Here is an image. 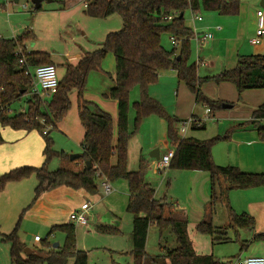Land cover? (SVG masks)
I'll list each match as a JSON object with an SVG mask.
<instances>
[{
	"label": "trees",
	"instance_id": "1",
	"mask_svg": "<svg viewBox=\"0 0 264 264\" xmlns=\"http://www.w3.org/2000/svg\"><path fill=\"white\" fill-rule=\"evenodd\" d=\"M82 3L86 5V16L106 19L119 15L123 27L110 33L101 49L86 54L76 65H67L57 93L49 98L42 99L32 94L34 77L31 72L40 66L54 65L50 54L27 51V44L35 39L34 33L25 31L14 39L0 37V125L26 133L38 131L45 142L43 165L39 168L20 167L0 175V192L8 184L33 175L38 179L36 199L61 187L96 195L100 182L114 184L124 180L128 183L130 195L127 212L133 217L134 264H232L236 258L225 262L213 255L196 254L188 235L187 220H180L171 212L168 214L167 204L155 198V190L146 182V160L141 157L139 170L131 172L128 170V158L130 141L144 119L156 116L167 120V140L175 150L169 170L209 174L210 210L213 212L221 202L228 209L229 229H254L255 219L250 214H237L232 209L230 194L233 191L264 189V174L216 165L212 150L218 142L228 141L230 135L207 141L183 138L178 126L186 121L168 116L162 104L150 96V87L157 83L162 72L170 69L176 72L179 82L195 95L196 103L208 109L212 116L222 109L223 103L203 95L202 85L229 83L236 87L239 96L248 90L264 89V55L239 56L235 68L203 79L198 76V66L189 64L195 31L187 25L185 13L190 11L194 17H200L202 12L237 17L241 0H82ZM68 8V2L62 1L59 10ZM34 11L37 13L42 8L37 10L34 7ZM164 34L170 35L177 43L172 51H167L162 44ZM109 53L115 58L116 86L106 98L118 105L116 125L109 113L84 99L90 74L102 70ZM136 89L140 98L133 105L136 118L135 130L131 131V94ZM72 93L77 94L78 116L85 131L81 143L83 152L75 161H71L65 152H56L50 138V133L57 130V125L66 119L71 109ZM24 100L25 110L14 114L12 107ZM263 122L264 104L252 113L248 122L262 141ZM246 127L242 124L236 129ZM47 128L50 131L45 135ZM205 128V123L198 124V121L191 126L194 131ZM2 143L0 137V145ZM54 158L61 160L60 167L50 171L49 165ZM152 226L159 230L161 241L163 234L170 232L176 247L160 245V254H149L147 241ZM18 228L19 223L10 234H1L2 241L11 245V264H69L71 261L73 264H88V253L77 247L75 225L69 223L51 228L49 237L57 232L65 235L63 247L55 249L46 241L40 249L30 250L29 255L25 254L26 245L18 236ZM219 230L211 221L197 225L198 233L212 237L213 243L227 241L215 237ZM95 231L102 235H121V231L113 226H97ZM259 239L263 240L264 234L255 237V240ZM245 249L247 246L242 244L241 251Z\"/></svg>",
	"mask_w": 264,
	"mask_h": 264
},
{
	"label": "rangeland",
	"instance_id": "2",
	"mask_svg": "<svg viewBox=\"0 0 264 264\" xmlns=\"http://www.w3.org/2000/svg\"><path fill=\"white\" fill-rule=\"evenodd\" d=\"M62 1L65 0H43L42 11L36 13L34 11V5L31 0H20L19 3H15L14 0H10V3L12 4L8 3L7 0H0V36L5 39H13L14 32L16 29L21 30V35L25 31H32L35 35V39L27 44L28 50H40V48H42L44 50H52L57 54L63 53L68 48V46H66V40H58L60 29L57 26L56 18H54V16L48 12H43V10L46 11L59 8L61 6ZM263 1L264 0H241L240 14L237 17H224L219 16L216 13L202 12L200 14V17L203 19V21L197 22L196 25H194L192 21L193 14L190 11H187L185 13V21L188 25H192L191 28L193 30H195L194 28L196 27L198 33H210L213 34L215 37V41H209L208 44L202 46L203 48L201 47L199 51V56L201 57V59L204 61L207 60L209 56H212L213 60H215V56L224 55V52L232 51L231 54H233L234 58L233 63L229 65V67L234 66L233 68H235L239 56H235L238 47H236V43L234 41L240 38L248 42L252 37L256 35L258 30L256 16L258 11L264 13ZM84 19H86L84 22V30L87 34L88 40H85L82 37L80 39H75L74 47L79 49V47L82 46L85 50H89L90 52H94L95 50V47H91V45L95 43L98 45L99 40L103 38L104 39L102 42H105L106 37L110 33L118 32L123 27V23L119 15H113L106 19H95L85 16ZM222 30H224L223 34ZM105 33L106 35H104ZM170 38L171 37L168 34H164L162 36V44L167 51H172L174 49ZM87 41H89V43ZM217 42H223V44L219 48H215V44ZM72 49L74 50V48ZM177 50V53H179V47L177 48ZM239 55L246 56L248 55V53L241 52ZM60 56H64V54ZM197 58L198 56L196 45L194 42H192L189 64L197 65ZM55 62L57 64V61ZM222 63L223 62H219L218 67H220ZM57 68L59 78H62L64 70L62 69L61 65H59ZM112 70H114V72L116 73V63L114 55L109 53L103 61L102 70L95 72L99 73V75H97L98 79L91 78V75L89 77L91 78V80L88 78V83L84 93L85 100L86 94L88 96H90L89 94H94L97 98L96 100H105V97L101 95L106 84H111L109 73ZM171 71L173 70L170 69L160 74L157 83L150 87V96L162 104L168 116L172 118H178V114L179 116H181L182 112L187 108V102L183 103L177 100L178 81L176 79H171ZM197 71H199V67H197ZM103 74L105 76H108L106 80L102 79ZM200 74V78L203 79L205 75L211 73L204 69V71L200 70ZM207 84L209 83H206L201 87V92L206 97H208V94L204 91V88L205 86H207ZM220 85H216L213 83V86L216 87H220ZM218 92H220L219 89L213 88L210 91V94L214 96L218 94ZM189 93L193 97L192 101L194 104L195 114L197 118H201L204 123H206V128L204 130L197 131H194L190 128L187 131L186 135H183L180 131L182 124H179V133L183 138H193L199 141H207L216 137H224L226 135H230V139L228 141L218 142L213 148L214 153L215 151L217 152L216 156L218 160H224L225 158H229V150H227L228 144L231 146L233 152H231V154H233L234 156H237V153L241 151L237 148V143L235 142H245V138L237 137L235 135L236 133H242L243 135H247V137L254 135L260 139L258 132L248 123L251 118L239 124L246 125L247 127L245 129L237 130L236 128L239 125L238 123L235 124L234 122L235 119H237V115H246L249 113V111L254 112L262 104H264V101L261 103L260 106L255 108L253 104L255 100H251L249 98L247 100L245 98L243 99L241 95L239 96V99L235 102L237 104L236 108L226 111V114H230L232 115V117L217 120L218 118H209L206 112V108L196 103L195 95L190 90ZM224 95L230 96V92L227 90L224 92ZM139 98V91L138 89H136L131 94V131L135 130L136 118V111L133 108V105L137 100H139ZM218 98L219 97H217V99ZM71 101L72 106L70 111L68 112L66 119L59 123L60 129H57L50 133V138L53 141L54 150L56 152H65L70 156L74 154H80L77 151V146L74 142L78 140L79 137L82 136V134H85L84 128L81 125L78 116L76 93L71 94ZM108 101V103H111L113 100L109 99ZM222 103L223 108V105L226 103ZM25 105V100L15 104L12 107L14 114L21 113L23 110H25ZM182 106H184L183 109L180 113H178V109ZM46 131H50V128H47ZM70 131L72 133H70ZM21 132L24 131H15L11 128H3L0 125V137L3 140V143L0 145V165L2 164V166L6 168V171L4 173H1L0 175L10 172L11 170H14L16 168L25 166L39 168L44 163L45 159L43 157V149L45 146V142L41 133H39L38 131L31 132L30 136L27 137L28 139L22 140L19 137ZM167 132V120L156 116L144 119L130 141L129 148L131 147V151L129 152L128 158V170L134 172L138 171L140 158L143 157V155L144 157H150L151 154L158 149L157 144L159 142L168 141ZM260 142L264 141L260 139ZM245 144L246 147L242 149V153L252 154L250 151L254 149L252 148L253 146L248 145V142H245ZM141 148L143 151L142 156L140 155ZM161 151H163L162 148ZM256 152L259 158H261V160H264L263 147L261 149L258 147ZM230 159L231 162H234L233 160H235L232 158ZM27 162H29L30 164H26ZM60 163V159L54 158L49 165V170H58V168L60 167ZM242 171L251 174H264L253 173V171H246L244 169ZM152 173V171L148 172L147 178L148 181L149 176L157 178V186L153 185V189L157 192V194L160 191L158 199L167 204V208L169 209H179L180 212H184L185 210L187 211L186 213L190 212L191 215L193 211V209H191V206L194 207V205L191 204L192 199L198 197L199 187L198 185L191 186L189 184V176H187L189 174H186L189 173V171L168 170L166 174L162 175H154ZM118 183H123L127 185L124 180ZM160 183L162 184L161 187H159ZM10 184H13V186H11L12 188L9 189V193L1 200V204L4 208H6L4 209V211H13L15 216L11 219V223L4 221L2 225L8 226V224H13V229L10 230L12 231L16 228L17 224L19 223L18 236L20 237L21 241L25 243L26 249L38 250L43 246V243H45L46 241L49 242L53 247L56 244L60 245V247H63L65 243V235L61 232H57L49 237V233L53 226H61L67 222V212L69 210L67 208V205L56 203L51 196L47 195L49 193L41 195L38 199H36L35 189L38 186V179L35 175L22 181L12 182ZM111 187L117 192L121 193V195H124V197L121 198V202L116 203L112 209L115 212L117 220L119 221V230L121 229V235L118 237L110 235L102 236L101 234H96V232H94V226L96 222L101 220V218L98 220V215L101 214V211L99 209H96L97 207L95 208L96 210L94 209L95 211L89 213L90 231H88L87 228L76 226L77 246L79 247V249L88 252V258H90L89 264H103L104 261H111L112 258L113 260H116V258L118 257L116 254L110 253L106 249L98 248L105 246V244L111 246L112 244L117 243V241H119V243H117L116 245H121L132 237L133 217L127 212L128 203L125 199L127 195V190H123L122 193L120 189L117 190V184H111ZM262 191H264V189ZM99 192L105 196L102 187ZM19 195L23 197L25 205L24 207H20L19 209H17L16 204L18 202ZM14 204L15 209L13 208ZM102 210L105 215L109 212L107 211L109 210V208L107 206L105 207V205H102ZM212 213L215 216L216 227L220 228L215 237L227 239V241H216V246L214 250L215 252H213L215 244H212V237L198 233L197 226H190V229L188 230L190 239L198 244L200 250H203V248L204 250L207 249L208 252H211V254H216L215 256L213 255L215 258H223L221 260L228 262L232 259H235V257L239 256L242 252L246 254V256L252 257V254L261 248L260 245H264V239L255 240V237L257 235L264 234L255 232V229L257 228L256 221L255 227L252 230L254 232H249L250 236H248V234H246V230L236 231L235 229L228 228L229 215L227 213L226 206H224V204H222L221 202H219L215 206L214 211ZM92 217H95L94 220L97 221H92ZM191 217L194 218L193 214L191 215ZM103 225L111 226L108 224ZM37 238H39L40 241H37ZM242 244L246 245L247 249L241 251ZM160 245H164L169 248L176 247L175 239L170 234V232H165L163 234V240L161 241L160 232L157 227L154 226V228L152 229V234L150 236L148 253L151 255L160 254ZM10 251L11 245L9 243L3 242L2 237L0 235V264H11ZM69 264H73L72 261Z\"/></svg>",
	"mask_w": 264,
	"mask_h": 264
},
{
	"label": "crops",
	"instance_id": "3",
	"mask_svg": "<svg viewBox=\"0 0 264 264\" xmlns=\"http://www.w3.org/2000/svg\"><path fill=\"white\" fill-rule=\"evenodd\" d=\"M65 1L68 2L69 8L67 10L60 11L59 10L60 7H59V8H55L52 10H46V11L43 10V12H48V13L52 14L54 16V18H56L57 26L60 29V33L58 35V40L59 39H61L63 41L66 40L65 43H66V46H68V48L63 53H58V54L52 50H44L42 48H40V50H36V49L35 50H32V49L28 50L27 49V51L29 53L44 52V53L50 54L51 58H52V62L54 63V66L58 67L59 65H61L62 69L64 70V74L66 72V66L67 65H76L83 57H85L86 54L91 53L89 50H85L82 46L79 47V49L74 47V43H75L74 40L75 39H78V38L80 39L82 37L85 40H88L87 34L84 30V22L86 20V19H84V17L86 16L84 11H85L86 5L82 3V0H65ZM8 3H10V1ZM10 4H12V3H10ZM42 7H43V2H42ZM258 12H261V11H258ZM14 17H16V16H14ZM192 17H193L192 21H193L194 25H196L197 22L203 21V19H202V21L194 20V16H192ZM256 20L258 23V25H257L258 29L260 26V20L262 22L263 29H264V13L262 14V18H259L258 16H256ZM188 26L191 27L192 25L190 24ZM194 29H195L194 31L196 34L204 35V33H198L196 27ZM223 33H224V30H222V34ZM20 35H21V30L16 29L14 32L13 39L20 36ZM104 35H106V33ZM0 37H2V36H0ZM255 37H256V35L254 37H252L248 42H246L240 38L237 39L236 41H234L236 43V47H238V50L236 52L237 55L235 54V56H240L239 54L241 52L248 53V55H246V56L264 55V36L262 38L261 45H258V46H254L250 43V41L252 39H254ZM103 39L99 40L98 45L96 43L91 45V47H95L94 51H97V50L102 48V46L104 44V42H102ZM214 39H215V37L211 41H215ZM87 42L89 43V41H87ZM194 43H195L196 49H197V56H198L197 66L199 67V71H198L199 77H201L200 70L204 71V69H206V71L211 73V74L205 75L204 78L213 77V76H216V75L223 73L224 71H226L228 69H233L234 66L229 67V65H231L233 63V58H234L233 54H231L232 51L231 52L230 51L224 52V55L215 56V60H213L212 56H209L207 60L203 61L201 59V57L199 56V51H200L202 46H199L196 43V41H194ZM222 44H223V42H217L215 44V48H217V47L219 48ZM35 47H36V45H35ZM72 48H74V50ZM62 54H64V56H60ZM61 59H63V60H61ZM55 61H57V64ZM219 62H223L220 67H218ZM57 70H58V68H57ZM64 74H63V76H64ZM109 74H110L111 84L110 85L106 84V86L102 92V95H101V96L105 97V100L104 99H102L103 101L96 100L97 98L94 94H89L90 96H88L86 94V101L96 104L101 110L109 113L112 116L114 123L116 125L117 118H118V105L115 101L108 103L109 99H106V95H108L109 92L116 86V73L114 72V70H112V71H110ZM170 74L172 75L171 79H173V80L176 79L178 81V93H177L178 99L177 100L181 101L183 103L187 102L186 103L187 108L182 112L181 116H179V114H178V119H181L184 121H188L190 119H193L195 121H198V123H204V121L201 118H197V116L195 114L194 104L192 101L193 97L190 95L188 87L184 83L179 82L177 74L174 70L171 71ZM90 75H91V78L98 79L97 75H99V73L92 72ZM91 78H89V79L91 80ZM106 78H108V76H105L103 74L102 79L106 80ZM90 80H89V82H90ZM172 85H174V84H172ZM213 88L219 89L220 92H218V94L212 96L210 94V91ZM227 90L230 92V96L224 95V92ZM204 91L208 94L207 96L209 98H211L212 100H214V101L217 100L220 102L222 101V102L226 103L224 105L231 106V108H222V110L217 111L215 113V115H213V116L210 114L209 110L206 109V112H207L209 118H211V119L218 118L217 120H219V119H225V118H231L232 117V115L226 114V111L230 110V109H235L236 105H237L235 102L239 99L238 91L236 90V88L232 84L224 83V84H221L220 87H216V86H213V83H209V84H207V86H205ZM217 97H219V98L217 99ZM242 97H243V99L245 98L246 100L248 98L251 100H255L253 102V104H254L255 108H257L264 101V89L245 91L242 94ZM186 100H188V101H186ZM183 107L184 106H182L181 108L178 109V113L181 112ZM25 108H26V106H25ZM252 113H253V111H249V113L246 115H237L236 116L237 119H235L234 123L235 124L238 123V125H239L241 122L250 119L252 116ZM205 126H206V123H205ZM57 129L58 130L60 129L59 124L57 125ZM70 133H72V132L70 131ZM245 134H247V133H245ZM235 135L237 137H244L245 142L246 143L248 142V145L253 146L252 148H254V149L252 151H250L252 154L242 153V149H244L246 147L245 142H235L233 140L235 143H237V148L240 149L241 151L237 153V156H234L233 154H231L232 149H231V146L228 144V146L227 145L226 146L228 147L227 150H229L228 151L229 158H227V159L225 158L224 160H221V159L218 160V158L216 156L217 152L215 151V153H214V150H213L212 155H213V158H214V161L216 162V164L223 166V167L234 166V167H238L240 170L244 169L246 171L247 170L253 171V173H264V160H261V158H259V156L256 154L257 153L256 150L258 149V147L260 149L263 147V149H264V142H260V139L254 135L249 136V137H247V135H243L242 133H236ZM28 136H30V133L21 132L19 137L22 140L23 139L25 140V139H28L27 138ZM82 137L84 138V134H82V136H80L79 139L74 142L77 146L76 149L80 154H82V152H83L82 146H81V143L83 141ZM77 141H78V143H77ZM157 147H158V149L155 151H158L160 158L162 156H164L165 154H167L169 151L174 150V148L169 144L168 141L167 142H159L157 144ZM78 148H79V150H78ZM161 148L163 149V151H161ZM130 151H131V147L129 148V152ZM78 152H76V153H78ZM230 154H231V157H230ZM140 155L141 156L143 155L142 148L140 150ZM143 157H144V155H143ZM230 158L235 159V160H233L234 162H231ZM144 159L146 160V164H147V172H146V176H145L146 182L153 188V185L157 186L158 180L155 177L149 176V181H148L147 173L152 171L153 172L152 174H154V175L155 174L162 175V174L158 173V171L156 169L158 161L156 159L151 158V157H144ZM26 164H30V163L27 162ZM5 171H6V168L4 166H2V164H1L0 165V174L4 173ZM131 172H134V171H131ZM186 174H189V175H187V176H189L188 177L189 178V184L191 186L198 185V187H199L198 197L195 199H192V203H191L194 205V207L191 206V209H193L192 214H193L194 218L191 217L192 214L190 215V212L186 213L187 211H185V210H184V212H180L179 209H173V208L168 211V214H169V212H171L178 219L187 220L188 230L190 229V226H197V224H200L201 222H204V221H211L215 225V216L213 215L212 211H210V208L208 207L209 201H210V178H209V174H207L205 172H189ZM116 184H117V190L120 189L122 191V193H123V190H127V195H126L125 199L127 200V203H128L129 198H130L128 183L126 182L127 185H125L123 183L117 182V183H114L113 185H116ZM102 185H103V182H100V184H99L100 189H101ZM11 186H13V184L7 185L5 190L0 192V235L1 234H9L13 231V230L10 231L11 229H13V224H10V225L8 224V226H3L2 224L4 221L11 223V219L15 216V214L13 213V211L12 212L11 211H4V209H6V208H4L1 204V200L9 193V189L12 188ZM161 186H162V184L160 183L159 187H161ZM262 190H263L262 188H259V189H253V190H248V191H233L230 194V205H231L232 209L237 214L248 213L255 219L256 224H257V228L255 229L256 233H264V191H262ZM104 193H105V191H104ZM159 193H160V191L158 192V194L155 191V198L157 200H159L158 199ZM47 195L51 196L56 203H61L62 205H67V208L69 209L67 212L68 213V220L64 225L71 223L70 216L74 211L82 209V207L87 205V204H91L92 208L89 211V213L95 211L96 209H99L101 211V214L98 215V220L100 218H101V220L96 222V224L94 226L95 228L97 226H103V224H108V225H111L114 227L116 226V228H118V229L120 228L119 221L117 220L115 212L112 209L116 203L121 202V198H123L124 195L123 194L121 195V193L117 192L113 188H112V193L109 195H106V193H105V196L102 195L100 192L96 195H90L87 192H85L84 190H73V189H70L67 187L58 188L56 190L49 192V194H47ZM24 205H25L24 199L21 195H19L18 196V202L16 204V208L19 209L20 207H24ZM102 205H105V207L107 206L109 208V210H107L109 212L106 215L103 213ZM13 208L15 209V204H14ZM208 208H209V210H208ZM226 209H227V207H226ZM227 213H228V209H227ZM228 215H229V213H228ZM88 217H89V214H88ZM94 219H95V217H92V221ZM94 221H97V220H94ZM79 227H81V226H79ZM82 228H87L88 231H90L89 225L87 227H82ZM153 228H154V226H152L150 228V231H149L148 241H147V252L149 251V241H150V236L152 234ZM251 231H246L247 232L246 234H248V236H250L249 232H251ZM6 232H8V233H6ZM94 232H96V231H94ZM253 232L254 231H252V233ZM96 234H98V233L96 232ZM188 235H189V233H188ZM259 235H263V234H259ZM189 238H190V236H189ZM206 240H209V239H206ZM159 242H160V240H159ZM117 243H119V241H117ZM117 243L112 244L111 246H109L108 244H105V246L98 248V249H106L110 253H114L118 256L116 258V260H113V258H112L111 261H104L103 264H124V263L125 264H134V257L132 255L133 238L131 237V239H128L126 242L122 243L121 245H116ZM192 244H193L194 250H195L197 255H201V256H209V255L215 256L216 255L214 253L211 254V252H208L207 249L204 250V248H203V250H200L198 244L195 243L194 241H192ZM212 244L214 245L215 243H213V241H212ZM215 246H216V244L214 245L213 252H215L214 251ZM260 246H261V248L252 254L253 256L264 257V245H260ZM59 248H60V246H59ZM78 249H79V247H78ZM79 250H81V249H79ZM243 257L245 258L248 256H246V254H244L242 252L239 256H237L235 258L239 259V258H243ZM89 259L90 258H88V264H89ZM221 259H223V258H220V260Z\"/></svg>",
	"mask_w": 264,
	"mask_h": 264
},
{
	"label": "built area",
	"instance_id": "4",
	"mask_svg": "<svg viewBox=\"0 0 264 264\" xmlns=\"http://www.w3.org/2000/svg\"><path fill=\"white\" fill-rule=\"evenodd\" d=\"M10 0H7V2ZM262 12H258L257 16L259 18H262ZM172 18H169L171 20ZM194 20L202 21L201 17H194ZM264 36V29L262 22L260 20V26L257 30L256 37L250 41V43L254 46L261 45L262 38ZM214 38L213 34H204L199 35L195 33V39L196 43L199 46H203L207 44L209 41H211ZM172 44L176 47L177 43L174 38L171 39ZM32 73V76L34 77V88L32 91L33 95H37L40 98H49L52 95L56 94L59 86H60V78L58 75L57 67L54 65H47V66H40L36 68ZM44 121V120H43ZM42 121V122H43ZM196 123L195 120L190 119L186 122H184L181 126V133L183 135H186L187 131L191 128V126ZM199 124V123H198ZM49 131H45L44 134L47 135ZM175 150L169 151L167 154L162 156L158 162L156 169L158 173L160 174H166L168 170L170 169L171 162L174 158ZM106 195H109L112 193V187L111 184L107 181H103L102 185ZM92 205L87 204L82 207V209L74 211L70 216V221L75 226H81V227H87L89 225V211L91 210ZM37 241H40L39 238H37ZM232 264H264V257L259 256H252L248 258H239L236 259Z\"/></svg>",
	"mask_w": 264,
	"mask_h": 264
},
{
	"label": "water",
	"instance_id": "5",
	"mask_svg": "<svg viewBox=\"0 0 264 264\" xmlns=\"http://www.w3.org/2000/svg\"><path fill=\"white\" fill-rule=\"evenodd\" d=\"M20 0H15L16 3H19ZM34 7L39 10L42 8V2L43 0H31ZM52 2V1H51ZM263 7H264V1H263ZM181 18H183V14L181 15ZM223 108H231V106H226V105H223ZM81 157V154H74V155H71L70 156V160L71 161H75L77 159H79ZM151 158L153 159H156L157 161L160 159V155L158 154V151H155L154 153L151 154L150 156ZM87 165L89 166L90 163H87ZM60 245L56 244L54 245L53 248L55 249H58ZM25 254L29 255L30 254V250L29 249H26L25 250Z\"/></svg>",
	"mask_w": 264,
	"mask_h": 264
}]
</instances>
